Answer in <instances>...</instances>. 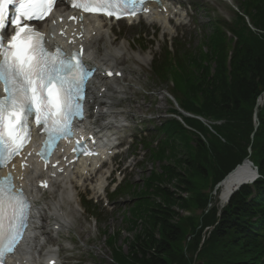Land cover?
<instances>
[{
    "label": "trees",
    "instance_id": "obj_1",
    "mask_svg": "<svg viewBox=\"0 0 264 264\" xmlns=\"http://www.w3.org/2000/svg\"><path fill=\"white\" fill-rule=\"evenodd\" d=\"M239 8L253 30L236 15L231 25H214L208 55L196 60L176 50L173 55L168 52L159 65L176 66L174 94L183 110L222 124L212 126V135L196 120L182 118L187 127L207 136L206 143L175 120L161 129L170 139V145L161 143L165 148L157 153L166 165L146 180V194L158 201L137 196L136 206L142 210L133 215L141 226L128 242L126 255L112 249L117 264H184L182 242L195 256L188 264H264V101L257 111L255 129L252 122L255 102L264 93V0H245ZM221 28H228L236 40L228 63L229 41ZM209 61L214 63L212 72ZM248 148L259 178L251 186L239 188L220 214L216 207L205 213L208 198L191 194L195 186L191 178L198 176L213 186L248 156ZM166 184L191 197L183 199L166 190ZM192 203L202 211L200 219ZM179 210L191 216L182 217ZM207 227L212 229L205 236ZM187 236L191 238L185 241Z\"/></svg>",
    "mask_w": 264,
    "mask_h": 264
},
{
    "label": "rangeland",
    "instance_id": "obj_2",
    "mask_svg": "<svg viewBox=\"0 0 264 264\" xmlns=\"http://www.w3.org/2000/svg\"><path fill=\"white\" fill-rule=\"evenodd\" d=\"M244 1L231 0L232 5L235 7ZM183 2L185 12L180 11L177 13L179 16L170 23L171 26L168 28L169 34L163 32L160 28L159 30L157 27L147 24H137L132 27L126 24H118L113 28V36L116 37L118 35L116 42L123 41L122 43L125 44V51L128 55H133V51L140 56L145 55V53L150 55L149 60H147L148 64L143 63L140 66L132 61L121 65V67L133 70L129 75H124L125 81L122 82V86L128 89V95L124 97L125 99L120 104V110L126 112V117L134 122L130 124L133 132L132 141H128V144L131 142V145L123 148L124 152L121 157L123 163L120 165V167H124L122 174L124 182L128 183L126 185H130V188L125 190L119 197H114L113 199L115 200H112L107 205L104 202L105 200H97L95 207L99 209L96 212L99 214L98 222L80 209L79 205L81 206V204L78 198H75V203L78 200L77 207L74 204L66 207L68 218L71 221L70 228L63 231L58 237H53V234L45 237L46 240L48 238L47 242L51 246L58 245L61 250L60 255L65 264H76L77 262V264H111L106 237L117 233L116 243L121 247V252H126L128 242L132 241L134 236L137 235V233L132 235L135 232L134 227H132L133 221L127 215L128 209L135 203L132 201L133 195L130 194V191H133V193L144 191L141 190L144 186V180L152 174L153 170L160 172V166L165 163L164 158L158 157L154 160L150 158L148 152L143 150L141 145L143 140L139 141V128L143 129V131L150 130L147 135V141H150V136H154L152 125L162 121L167 117L169 110L172 109L166 94L171 91L170 84L167 83L165 77L163 79L151 77L149 69L151 57L160 53L166 39H168L169 43L172 37L177 36L176 46L194 54L193 58H199L202 54L208 52L206 38L213 35L210 23L221 19L229 21L235 12L224 0H184ZM190 5L193 7L189 8ZM137 35L138 40H136ZM151 43L152 45H150ZM129 46L132 50L128 49ZM143 48H147V51L144 52ZM154 141L151 140L152 146L155 143ZM129 146L130 150L127 153L125 149ZM180 151V149L177 150L179 158L182 157V154H179ZM131 154L135 155V157ZM166 157L168 158L169 156L167 155ZM191 182L195 185L191 194H201L207 198L211 197V208L216 207L218 203L217 194L212 195L213 186H211V183L198 178V176L191 178ZM165 188L175 194L178 191L172 186H167V184ZM79 191H76V193ZM182 193H177V195H181L183 198L189 197L187 192ZM87 194H89V199L95 197L92 191ZM50 197L47 194L42 199L46 201ZM192 207L195 208L194 203H192ZM194 213L199 219L201 218V210L197 209ZM135 224L136 226H141L138 221ZM199 228L200 224L196 229L198 230ZM102 232H104V235ZM190 238L191 236H187L185 241L190 240ZM180 247L184 254V264H188L191 259L194 260V254L187 251L186 242H182ZM52 249L55 250L56 248L52 247ZM192 263L196 264L198 262Z\"/></svg>",
    "mask_w": 264,
    "mask_h": 264
},
{
    "label": "snow or ice",
    "instance_id": "obj_3",
    "mask_svg": "<svg viewBox=\"0 0 264 264\" xmlns=\"http://www.w3.org/2000/svg\"><path fill=\"white\" fill-rule=\"evenodd\" d=\"M56 2L0 0V166L19 153L33 121L42 126L50 142H55L70 134L74 118L83 119L87 66L76 54L67 57L59 49L49 51L41 32L20 23L43 19ZM123 3L72 0L71 6L120 18ZM9 4L18 5L17 15L9 14ZM10 25L17 26L11 37L6 32ZM32 207L10 174L0 177V264H6L7 257L16 253L29 227Z\"/></svg>",
    "mask_w": 264,
    "mask_h": 264
},
{
    "label": "bare ground",
    "instance_id": "obj_4",
    "mask_svg": "<svg viewBox=\"0 0 264 264\" xmlns=\"http://www.w3.org/2000/svg\"><path fill=\"white\" fill-rule=\"evenodd\" d=\"M170 0H163V5L160 9L154 10L151 15L147 17L148 23H155L159 25L164 30H167L166 23L168 18H175L176 12L168 4ZM227 1V0H226ZM231 3L230 1H227ZM164 11V12H163ZM60 17V15L58 16ZM58 17L56 21L58 20ZM67 18L64 17L65 20ZM170 21V20H169ZM65 24L59 25L58 30H64V33H71V29L64 28ZM76 28V34H82L80 41L83 43L85 48V53L87 55V60L89 63L93 64L97 68L101 66H111L113 71H119L122 74H130L133 71L129 70L127 67H118L119 65L126 62H143L138 55L129 56L125 52V45L123 43L114 44V40L109 41L107 33L103 31L105 25H102L98 19H86L80 24L74 25ZM75 33V32H74ZM68 38V37H67ZM128 94L127 89H123L120 83L116 80L106 81L102 79L101 76H96L94 81L89 86V97L88 101L90 103V114L88 116V122L83 124V128L95 126L100 121L103 130L108 129L112 124L118 123L123 119V112L116 111L117 105L124 99V95ZM261 100L258 101L260 105ZM99 128V127H98ZM53 162V161H52ZM56 162V161H55ZM60 168H63L64 178L59 181L64 194H57L54 198L48 201H42L39 195H37V189L35 187L36 181L32 182L33 173L36 172L37 166H34L30 160L22 161L25 164V169L21 170L20 174H25L27 181L25 182V188L29 191L30 197L32 198L33 205V226L37 225V222H46V227L57 228L58 230H65L70 227V220L67 218L65 211L63 210L64 201L70 197L72 190L70 185L72 184L70 180V175H75L73 182H81L83 184L92 179L94 170L91 168L96 163V160L91 162H80L79 164H71L70 162L57 161ZM49 166H44L43 169H48ZM34 170V171H33ZM54 171V170H53ZM252 170L246 165L242 164L237 167L218 187L219 204H225V200L228 193L233 190L238 184L249 180ZM103 176L99 177L94 185L93 189L98 192L104 187ZM65 181V182H64ZM56 181L53 182L51 188L54 187ZM69 185V186H68ZM35 190V191H34ZM70 190V191H69ZM36 223H35V222ZM49 228V229H50ZM43 229V228H42ZM34 233V230H32ZM32 242L26 244L23 247L24 256L22 259H26L27 253L32 251ZM28 250V252H27ZM50 258H47L45 262H48ZM11 260L7 263L10 264ZM21 264V263H16Z\"/></svg>",
    "mask_w": 264,
    "mask_h": 264
},
{
    "label": "water",
    "instance_id": "obj_5",
    "mask_svg": "<svg viewBox=\"0 0 264 264\" xmlns=\"http://www.w3.org/2000/svg\"><path fill=\"white\" fill-rule=\"evenodd\" d=\"M249 168L250 167H252L251 166V163L249 162V161H246V163H245ZM233 172V171H232ZM231 172V173H232ZM230 173V174H231ZM257 176V172H256V170H255V168L253 169V172H252V174L250 175V177H249V182H251V181H253L254 180V178ZM228 177V175L223 179V181L226 179ZM222 181V182H223ZM222 182H220V183H218L215 187H214V189H217L221 184H222ZM247 183V181H244V182H242V183H240L239 185H237L235 188H233V190H231L230 192H229V195L227 196V198H226V201L229 199V197L231 196V194H233V192L239 187V186H241V185H244V184H246Z\"/></svg>",
    "mask_w": 264,
    "mask_h": 264
}]
</instances>
